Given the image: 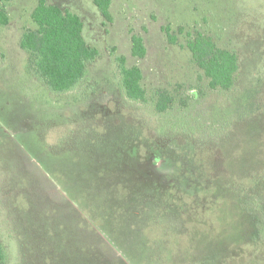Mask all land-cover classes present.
Here are the masks:
<instances>
[{
  "label": "rangeland",
  "instance_id": "obj_1",
  "mask_svg": "<svg viewBox=\"0 0 264 264\" xmlns=\"http://www.w3.org/2000/svg\"><path fill=\"white\" fill-rule=\"evenodd\" d=\"M48 2L81 17L100 56L77 89L50 92L20 48L37 1L0 0L7 264H264V0H113L107 25L93 0ZM197 32L237 55L230 91L193 60ZM118 56L142 70L146 104L126 98ZM160 90L174 100L161 114ZM218 200L239 235L213 217Z\"/></svg>",
  "mask_w": 264,
  "mask_h": 264
},
{
  "label": "trees",
  "instance_id": "obj_2",
  "mask_svg": "<svg viewBox=\"0 0 264 264\" xmlns=\"http://www.w3.org/2000/svg\"><path fill=\"white\" fill-rule=\"evenodd\" d=\"M36 1L37 6L31 14L36 29L23 33L20 48L28 53L37 76L46 83L50 92L58 95L72 92L84 82L89 65L98 59L100 53L98 49L89 46L85 40L84 23L80 16L58 5L50 4L48 0ZM93 3L102 14L104 24H112L114 21L111 13L113 0H93ZM8 24L9 14L4 6L0 10V25ZM180 32L183 33V29H180ZM168 40L171 44L176 43V38L169 34ZM132 44L133 56L145 58L147 49L144 39L134 35ZM186 46L197 66L209 79L211 89L230 91L233 88L239 71V59L235 53L219 47L210 35L201 32L190 34ZM116 61L126 98L146 104L148 96L143 87L142 70L137 66L128 67L124 56L116 57ZM173 103L171 95L165 90H160L157 94L156 111L160 114L165 113L172 108ZM208 192L216 194L214 189ZM214 206L217 208L212 213L213 217L218 221L222 217L225 227L234 230L231 233L238 234L234 226L237 217L232 213L231 208L221 200L215 202ZM215 210H218L220 214H216ZM223 231L229 236L226 230ZM248 253L249 257H252L253 253L251 251ZM34 257L45 261L43 255L34 254ZM7 262V249L0 240V264H7Z\"/></svg>",
  "mask_w": 264,
  "mask_h": 264
}]
</instances>
